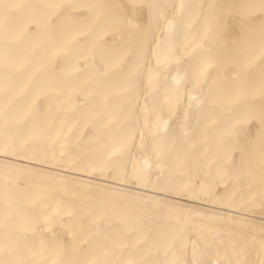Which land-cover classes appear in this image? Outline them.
Returning <instances> with one entry per match:
<instances>
[{
	"label": "bare ground",
	"instance_id": "bare-ground-1",
	"mask_svg": "<svg viewBox=\"0 0 264 264\" xmlns=\"http://www.w3.org/2000/svg\"><path fill=\"white\" fill-rule=\"evenodd\" d=\"M0 264H264V0H0Z\"/></svg>",
	"mask_w": 264,
	"mask_h": 264
}]
</instances>
